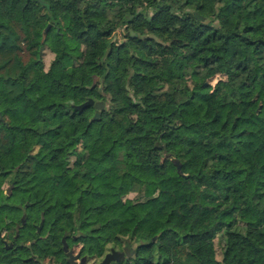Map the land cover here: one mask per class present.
<instances>
[{"label": "trees", "instance_id": "16d2710c", "mask_svg": "<svg viewBox=\"0 0 264 264\" xmlns=\"http://www.w3.org/2000/svg\"><path fill=\"white\" fill-rule=\"evenodd\" d=\"M63 237L264 264V0H0V264H72Z\"/></svg>", "mask_w": 264, "mask_h": 264}, {"label": "rangeland", "instance_id": "374dc122", "mask_svg": "<svg viewBox=\"0 0 264 264\" xmlns=\"http://www.w3.org/2000/svg\"><path fill=\"white\" fill-rule=\"evenodd\" d=\"M124 34H125V29L124 28H118L116 29L115 31V34H114V38L117 39L118 41H122L124 39ZM54 57V53L48 49V48H45L44 49V52L42 54V59L44 61V67L43 69L41 70V78L39 79L38 83L36 84V89L39 93H42L44 92L47 88H48V85L50 83V77L48 75V68L50 66V63L52 61ZM214 81H212L213 83ZM260 101V100H259ZM10 188V187H8ZM137 195V193L135 192H132L130 194H128L127 196H125L123 199H122V202L126 199V198H135ZM122 202H119L116 206V212L119 213L120 211V208H121V204ZM75 248V252L79 251V246H74ZM75 254V253H74ZM49 261V260H47ZM96 260H94L95 262ZM48 264H54V263H48Z\"/></svg>", "mask_w": 264, "mask_h": 264}, {"label": "water", "instance_id": "95a60500", "mask_svg": "<svg viewBox=\"0 0 264 264\" xmlns=\"http://www.w3.org/2000/svg\"><path fill=\"white\" fill-rule=\"evenodd\" d=\"M49 27H50V24H48L47 27L44 29V31H43L44 35L47 33ZM94 103L100 108L104 107L103 101L95 102L92 98H90L87 101H85L84 103L78 105V108H84V107L92 105ZM97 114H99V113H97ZM179 169H180V165H179ZM23 222H24V218H23ZM43 224H44V219L42 218L40 224L38 225V231L41 230V228L43 227ZM17 234H19V232H17ZM7 247L8 248L12 247V243H9ZM63 248L66 252L68 251L70 260H72L73 258L78 256V254L75 255L73 253V250H69V244L65 238H63ZM131 254L132 253L130 251L127 252V256H131ZM124 257H125L124 251H118L116 249H112V251H110L109 253L106 254V256L104 257V259L102 260V262L100 264H109L111 262V260H113V259L120 261ZM85 259H86V257H83L82 262H84Z\"/></svg>", "mask_w": 264, "mask_h": 264}, {"label": "flooded vegetation", "instance_id": "af4514ba", "mask_svg": "<svg viewBox=\"0 0 264 264\" xmlns=\"http://www.w3.org/2000/svg\"><path fill=\"white\" fill-rule=\"evenodd\" d=\"M63 238H64V237H63ZM62 241H63V239H62ZM112 249H115V248H111V249H110L108 252H106L105 255H104L102 258H100V259H95V258L87 257V256H85V255H81L80 251L75 252V248L72 247V246H69V250H73V253H75V255L78 254L77 257H75V258H73L72 260H70V259H69L68 251H67V252H66L65 250H64V251L67 253V259H68V261H70L72 264H100V263L102 262V260L104 259V257L106 256V254L109 253L110 251H112ZM116 250H118V251H124V253H125V257L122 258L120 261H117L116 259H113V260H111V262H110L109 264H121V263H122V262L128 257V256H127V252H128V251H130L131 253L133 252V250H132V246H131L130 244H126V245L123 246L122 249H116ZM83 257H86V259H85L84 262H82ZM94 260H96V261L94 262Z\"/></svg>", "mask_w": 264, "mask_h": 264}]
</instances>
